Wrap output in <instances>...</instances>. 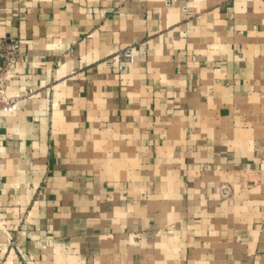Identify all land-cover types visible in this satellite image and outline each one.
Here are the masks:
<instances>
[{
	"label": "crops",
	"instance_id": "obj_1",
	"mask_svg": "<svg viewBox=\"0 0 264 264\" xmlns=\"http://www.w3.org/2000/svg\"><path fill=\"white\" fill-rule=\"evenodd\" d=\"M11 42L0 264H264V0H0Z\"/></svg>",
	"mask_w": 264,
	"mask_h": 264
},
{
	"label": "built area",
	"instance_id": "obj_2",
	"mask_svg": "<svg viewBox=\"0 0 264 264\" xmlns=\"http://www.w3.org/2000/svg\"><path fill=\"white\" fill-rule=\"evenodd\" d=\"M18 52V43L11 42L2 55V64L0 65V116L9 114L16 110V100L9 97L6 92L5 74L8 68L14 62V57ZM135 61V55L131 49H126L113 57L108 63L110 66H116L119 73H124L127 66H130Z\"/></svg>",
	"mask_w": 264,
	"mask_h": 264
}]
</instances>
